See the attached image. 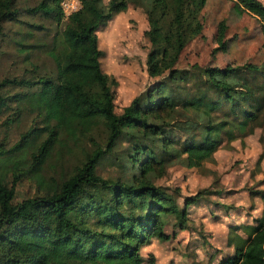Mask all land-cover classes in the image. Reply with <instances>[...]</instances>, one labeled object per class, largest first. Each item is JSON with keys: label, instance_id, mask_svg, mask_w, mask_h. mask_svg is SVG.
<instances>
[{"label": "trees", "instance_id": "16d2710c", "mask_svg": "<svg viewBox=\"0 0 264 264\" xmlns=\"http://www.w3.org/2000/svg\"><path fill=\"white\" fill-rule=\"evenodd\" d=\"M59 1L41 0L24 9L63 22L58 37L38 45L45 47L54 73L0 81V111L6 99L2 90L13 86L18 90L8 98L33 115L16 143L0 147V264H141L139 249L173 237L166 225L187 230L189 207L204 208L199 201L210 194L202 189L183 196L177 186L157 184L167 169L177 164L197 170L222 145L245 138L254 127L264 130V60L259 65L175 67L182 49L201 32L199 13L206 0H80V9L63 20ZM233 1L264 30L261 1ZM128 3L140 7L147 22L146 75L166 74L115 113L112 87L117 83L100 68L96 31ZM15 13L13 0H0V34L2 23ZM224 31L220 21L216 49L225 46ZM254 77L259 81L252 87L247 79ZM187 81L198 86L195 93L182 92ZM100 130L103 144L93 138ZM85 140L92 148L81 151L69 174L46 177L53 157L81 150ZM107 156L119 171L114 178L96 174ZM23 175L37 192L13 202ZM248 195L260 199V216L254 224L228 228L225 245L232 251L218 253L216 264H264V189ZM145 261L155 264L152 255Z\"/></svg>", "mask_w": 264, "mask_h": 264}, {"label": "rangeland", "instance_id": "374dc122", "mask_svg": "<svg viewBox=\"0 0 264 264\" xmlns=\"http://www.w3.org/2000/svg\"><path fill=\"white\" fill-rule=\"evenodd\" d=\"M39 1L41 0H13L15 16L2 23L0 34V81L4 78L52 75L55 71L54 63L44 51V46L49 44L53 36L58 37L63 22L56 24L52 20L31 16L24 11ZM259 1L264 4V0ZM106 2L107 0H103V3ZM199 18L201 32L182 49L176 68L187 69L191 65L220 68L244 63L259 65L264 60L262 25L233 0H206ZM220 21L225 25V46L216 49L217 25ZM146 29L143 10L128 3L124 11L115 14L96 31L97 46L102 51L98 59L100 68L117 83L112 87L115 113H119L123 106L153 82L165 79L166 73L157 78L146 75L144 61L149 49V43L143 34ZM20 43L25 44L24 48ZM39 44L44 46H38ZM247 80V84L254 87L253 84L259 81V77ZM191 84L190 81L184 82L181 85L182 92L195 93L198 86L194 85L195 89ZM17 90L16 87L8 86L1 92L6 98L5 106L0 111V147L4 150L16 143L33 122L31 112L20 109L19 105L8 98ZM179 94L180 91L174 93L176 99L181 96ZM219 115L221 114L218 113ZM259 121L260 119L257 122ZM93 138L99 144L104 142L101 130L95 131ZM91 148V143L85 140L81 150L58 153L49 161L46 177L58 178L69 174L80 162L81 151H89ZM260 156H264V130L254 127L252 134L218 148L213 158L197 170L171 165L166 175L156 181L157 184L170 188L177 186L183 196L202 189L210 194L199 201L204 208L189 207L187 230L181 231L166 225L165 231L174 232L173 237L167 242L152 240L139 249L144 258L141 264H147L145 259L148 255L154 257L155 264H216V255L227 252L225 242L228 228L235 226L236 215H232L235 208L244 206L242 204L246 201L248 191L264 186L261 184L264 157L255 165ZM96 174L103 178L119 175L111 156L100 161ZM36 192L32 180L23 175L15 185L13 202L32 197ZM177 201L180 206L181 199ZM220 204L224 207L221 208ZM208 209L220 211L209 213ZM168 223H173L172 218Z\"/></svg>", "mask_w": 264, "mask_h": 264}, {"label": "crops", "instance_id": "0c3cea01", "mask_svg": "<svg viewBox=\"0 0 264 264\" xmlns=\"http://www.w3.org/2000/svg\"><path fill=\"white\" fill-rule=\"evenodd\" d=\"M262 189H264V186H261L258 190H262ZM242 205L244 206H241L240 208H235L234 213H232V215H236L235 225L254 224V220L260 216V211H261L260 199L256 196L253 197L249 196L247 193L246 201ZM237 232L238 234L244 236L240 230H238ZM225 248L227 249L226 253H230L232 251L231 247L225 246Z\"/></svg>", "mask_w": 264, "mask_h": 264}, {"label": "built area", "instance_id": "2783aa9c", "mask_svg": "<svg viewBox=\"0 0 264 264\" xmlns=\"http://www.w3.org/2000/svg\"><path fill=\"white\" fill-rule=\"evenodd\" d=\"M59 6L62 12V18H67L70 14L81 7L80 0H60Z\"/></svg>", "mask_w": 264, "mask_h": 264}]
</instances>
